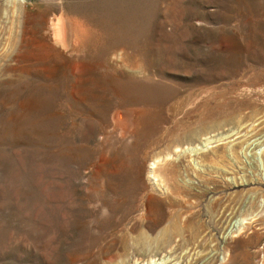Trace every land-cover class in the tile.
I'll return each mask as SVG.
<instances>
[{"label": "rangeland", "instance_id": "rangeland-1", "mask_svg": "<svg viewBox=\"0 0 264 264\" xmlns=\"http://www.w3.org/2000/svg\"><path fill=\"white\" fill-rule=\"evenodd\" d=\"M0 264H264V0H0Z\"/></svg>", "mask_w": 264, "mask_h": 264}, {"label": "bare ground", "instance_id": "bare-ground-1", "mask_svg": "<svg viewBox=\"0 0 264 264\" xmlns=\"http://www.w3.org/2000/svg\"><path fill=\"white\" fill-rule=\"evenodd\" d=\"M78 33L74 21L62 15L54 23L50 39L53 40L54 43L61 44L63 47H68L73 38H75V40L77 39Z\"/></svg>", "mask_w": 264, "mask_h": 264}]
</instances>
